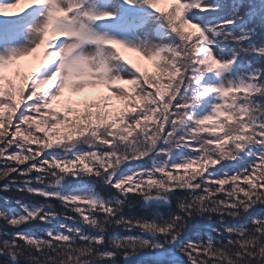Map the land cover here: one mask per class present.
Wrapping results in <instances>:
<instances>
[{
  "label": "snow or ice",
  "instance_id": "snow-or-ice-1",
  "mask_svg": "<svg viewBox=\"0 0 264 264\" xmlns=\"http://www.w3.org/2000/svg\"><path fill=\"white\" fill-rule=\"evenodd\" d=\"M25 2L0 0L6 264H264V0H120L161 20L158 43L104 0ZM137 198L147 213L126 218ZM196 217L209 233L186 236Z\"/></svg>",
  "mask_w": 264,
  "mask_h": 264
},
{
  "label": "trees",
  "instance_id": "trees-1",
  "mask_svg": "<svg viewBox=\"0 0 264 264\" xmlns=\"http://www.w3.org/2000/svg\"><path fill=\"white\" fill-rule=\"evenodd\" d=\"M159 29L162 32L163 28L161 27V24L159 26ZM252 59L253 60H257V63H259V61H258V59L256 57H253ZM137 60H138V55H134V57L131 59V61H133V62H136ZM143 63L148 66L149 71L153 70V66H152L151 62L144 61ZM134 163L135 162H133V164ZM0 166H2V165H0ZM12 176H15V173H13ZM3 183H4V181L0 180V184H3ZM70 183L73 186L75 185V181H71ZM3 195H9V196L16 197V196L21 195V193L17 192L16 190L13 189L12 191L3 193ZM180 195L183 196L184 193H180ZM25 199L26 200H33V198L31 196H25ZM35 201H41L42 202L43 201V197H36ZM35 201H33V202H35ZM52 202L56 205L57 211H64V209L60 205L59 201H52ZM0 203H2V202H0ZM157 207L159 208V210L161 212H167V210H168V206H166V205H159ZM172 207H175V201H173ZM147 211H148L147 208L141 207V202H140L139 198H137L136 200L133 201V207L129 208L127 205H125L122 208V212H123L122 214L125 215L126 218L129 217V216H141V215L146 214ZM255 212L258 213L259 209H256ZM68 214L69 215H71V214L74 215V213H68ZM199 219H200L199 217H196L195 221L189 223V225H188V227L186 229V232H185L186 236H189V237L194 236V234L197 233V232H199L201 234L209 233L210 229H209L208 220L205 219L203 223H199L198 222ZM216 219H218V216L213 214V220H216ZM68 222L72 223V221H68ZM229 222L231 223L233 221L230 219ZM0 224H2V222H0ZM47 227H51V225H44V224H41V223H38V222H34V224L25 225L24 227L21 228V230L22 231H35L38 234L42 235L44 229H46ZM117 233H119L121 235L130 234L126 230H124V229H122L119 226H116L114 224L108 227V235L109 236L115 235ZM211 234L213 236H215L214 232H212ZM181 258L186 260V257H181ZM143 259H144V264H154L155 257L154 256H146V257H143ZM165 259H168V258H165ZM120 260H122V257H118V264H119ZM6 261H7V257H0V262H3V264H6ZM96 264H110V259L109 258H102L101 260L97 261Z\"/></svg>",
  "mask_w": 264,
  "mask_h": 264
},
{
  "label": "rangeland",
  "instance_id": "rangeland-1",
  "mask_svg": "<svg viewBox=\"0 0 264 264\" xmlns=\"http://www.w3.org/2000/svg\"><path fill=\"white\" fill-rule=\"evenodd\" d=\"M8 2L14 5L13 7L8 9V11L11 13L23 15V13L20 11L22 8L25 11L29 10V7L25 2V0H20L19 3H17V0H8ZM101 7L113 11H118L120 13L121 20H123L126 15L135 17L138 23L134 27H138L139 24L142 23L145 19L151 18V25H150L151 30L148 33V38L151 39L153 43L159 42V37L163 32V30L161 32L159 29V23L161 22V20L158 19L156 15L152 13V10L147 8V6H142L137 9H128L120 2V0H104V3L101 5ZM0 16H2V14H0ZM98 27L102 32H106L108 35H112L117 38L124 39L126 42L130 44H134L141 47L143 46L141 44V41L145 38L143 33L140 34L139 38H134L132 33L130 31L125 30V28L122 26L120 22H115V23H111L107 21L100 22ZM122 51L124 53L126 61L131 60L134 57V55H137L136 53L129 52L127 50H122Z\"/></svg>",
  "mask_w": 264,
  "mask_h": 264
}]
</instances>
